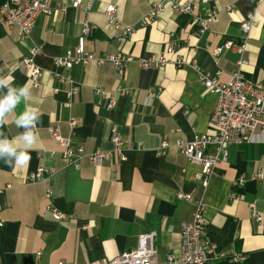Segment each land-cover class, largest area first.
Instances as JSON below:
<instances>
[{"label":"crops","instance_id":"1","mask_svg":"<svg viewBox=\"0 0 264 264\" xmlns=\"http://www.w3.org/2000/svg\"><path fill=\"white\" fill-rule=\"evenodd\" d=\"M72 1L53 0V8L65 4V11L40 14L29 38L19 39L16 26H0V75L12 74L16 86L28 83L33 93L30 102L18 105L16 115L29 104L43 113L40 141L30 151L27 168L13 170L0 161V264H56L59 260L103 264L135 246L139 234L150 231L156 232L153 264H165L166 254L179 246L180 225L190 220L195 200L206 206L207 235L218 249L244 253L247 264H264V221H254L248 207L253 201L264 211V181L250 179L257 168L264 167V136L259 135L258 142L229 146L226 160L214 166L206 184L195 178L200 166L187 161L176 142L209 132L217 96L198 81L194 69L172 62L159 69H142L133 62L120 74L110 63L99 64L96 59L68 70L54 64L56 57L76 47L82 18L87 15L95 28L85 49L95 58L116 52L148 57L173 43L175 55H167L171 60L177 55L196 62L222 80L240 70L246 80L264 86V0H188L200 14L216 12L198 35L191 16L176 13L170 6L143 23L152 4L162 0H81L79 8H73ZM109 4L118 21L134 27L130 36L120 39V30L108 23L105 7ZM248 14L254 15L255 24L243 53L230 49L212 57L210 50L215 46L243 37L240 24ZM32 44L41 45L34 58L44 70L38 87L32 86L25 69L15 68ZM241 58L247 62L239 66ZM49 72L69 75L79 85L78 91L69 99L68 86ZM98 86L133 91L116 95L115 107L108 110L98 104L94 92ZM157 87V97L144 106L143 91ZM72 119L77 120L73 128ZM13 120L2 129L9 137L22 131ZM113 124L126 140V160L121 162L95 164L82 157L76 168L61 159L60 147L50 134V128L56 127L91 154L111 148ZM162 142L167 146L159 155ZM39 167L53 170L51 204L68 219L54 220L46 209L43 184L27 180ZM241 177L242 185L233 186ZM230 190L239 199H230ZM177 192L189 194L190 200L178 199Z\"/></svg>","mask_w":264,"mask_h":264},{"label":"built area","instance_id":"2","mask_svg":"<svg viewBox=\"0 0 264 264\" xmlns=\"http://www.w3.org/2000/svg\"><path fill=\"white\" fill-rule=\"evenodd\" d=\"M53 0H0V26L13 27L18 29V38H29L36 20L40 14H52L56 10L65 11L66 5L60 4L53 8ZM81 0H73L71 6L79 8ZM166 6L176 13H185L191 16L192 22L196 25V34H201L207 25L216 17V12L208 11L200 14L188 0H162L152 4L148 13L143 16L142 22L147 23L156 18L164 11ZM87 7V10H89ZM108 23L115 29L120 30V39L131 35L134 27L123 24L116 19L115 8L109 4L105 7ZM255 24L254 15L248 14L242 19L240 28L243 37L238 41L226 39L220 45L210 50L212 57L218 56L224 50H235L239 54L244 51L246 36ZM95 26L91 24L84 15L81 21L80 34L77 38V45L73 50H67L63 56L56 57L54 64L59 68L70 69L74 64H86L90 60L99 63H110L120 74H124L130 64L136 62L142 69H159L167 63L172 62L177 67H190L195 70L198 81L210 92L216 94L215 108L209 119V132L196 134L192 140H180L176 142L177 148L185 156L186 160L200 166L201 171L195 174V178L201 179L206 184L212 169L219 161H224L228 155V148L245 142H258V136H264V86L260 83H253L244 78L240 70L230 74L226 80H222L218 75L207 71L196 62H190L180 56L169 59L167 55H175L173 43L166 44L164 51L148 57H134L131 54L121 52L109 53L101 58H95L85 49L86 39L90 36ZM209 50V47L206 46ZM41 52V45L32 44L27 54L17 63L15 68H23L27 71L33 87L40 85V80L44 70L38 66L34 58ZM247 61L241 58L238 65ZM51 78L59 84L67 85L66 95L70 99L75 94L79 85L69 76L59 72H49ZM55 90H58L57 88ZM132 88L117 86L114 89H104L96 87L94 92L98 98V104L108 110H112L117 103V96L130 94ZM159 88H151L143 91L142 104L150 106L157 97ZM68 101L66 105H69ZM77 120L72 119L69 125L73 128ZM50 134L53 140L60 147L61 159L67 164H73L76 168L80 165V159L87 157L95 164H101L111 160L119 162L126 160L123 144L126 141L122 138L117 126H111L109 150H96L91 154H86L83 146L74 145L69 137L63 136L58 128L51 127ZM166 142H162L157 154L165 153ZM41 152H39L40 154ZM53 170L39 167L28 174L29 182H40L44 186V196L47 200L46 209L50 211L56 221L68 219L67 214L57 210L52 204ZM251 180L264 181V167L257 168L250 176ZM244 179L238 178L233 181V186H240ZM2 188H0V192ZM178 199L190 200V195L177 192ZM230 199H239V195L230 190ZM250 217L256 222L264 221V211L256 207L255 202L248 203ZM206 206L201 200L194 201V210L190 220L184 221L180 225V243L177 249L166 254L165 264H240L246 261L247 256L242 252L228 253L218 249L217 245L207 235L208 221L204 216ZM155 231L141 233L136 238L135 246L125 250L118 256L105 261L103 264H153L156 249L154 246ZM40 251L36 255H40ZM56 264H66L64 260H59Z\"/></svg>","mask_w":264,"mask_h":264},{"label":"clouds","instance_id":"3","mask_svg":"<svg viewBox=\"0 0 264 264\" xmlns=\"http://www.w3.org/2000/svg\"><path fill=\"white\" fill-rule=\"evenodd\" d=\"M32 95L30 84L16 86L12 74L0 75V161L13 170L27 168L31 161L30 151L40 141L38 125L42 123L43 113L29 104L16 115L18 105L30 102ZM12 117L15 127L22 129L15 137L2 131Z\"/></svg>","mask_w":264,"mask_h":264},{"label":"trees","instance_id":"4","mask_svg":"<svg viewBox=\"0 0 264 264\" xmlns=\"http://www.w3.org/2000/svg\"><path fill=\"white\" fill-rule=\"evenodd\" d=\"M240 264H247V263L244 261V262H242V263H240Z\"/></svg>","mask_w":264,"mask_h":264}]
</instances>
